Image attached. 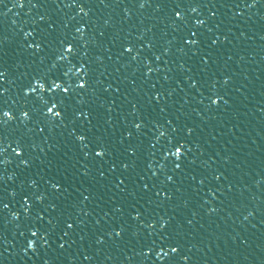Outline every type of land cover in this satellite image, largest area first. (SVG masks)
<instances>
[{
  "label": "water",
  "instance_id": "1",
  "mask_svg": "<svg viewBox=\"0 0 264 264\" xmlns=\"http://www.w3.org/2000/svg\"><path fill=\"white\" fill-rule=\"evenodd\" d=\"M0 264H264V0H0Z\"/></svg>",
  "mask_w": 264,
  "mask_h": 264
},
{
  "label": "snow or ice",
  "instance_id": "2",
  "mask_svg": "<svg viewBox=\"0 0 264 264\" xmlns=\"http://www.w3.org/2000/svg\"><path fill=\"white\" fill-rule=\"evenodd\" d=\"M49 111H51V109ZM177 152H179V149L177 150Z\"/></svg>",
  "mask_w": 264,
  "mask_h": 264
},
{
  "label": "clouds",
  "instance_id": "3",
  "mask_svg": "<svg viewBox=\"0 0 264 264\" xmlns=\"http://www.w3.org/2000/svg\"><path fill=\"white\" fill-rule=\"evenodd\" d=\"M7 114V113H6Z\"/></svg>",
  "mask_w": 264,
  "mask_h": 264
}]
</instances>
